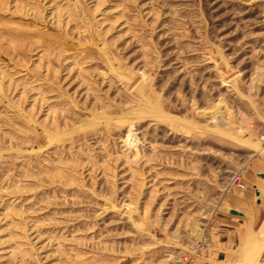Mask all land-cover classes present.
Here are the masks:
<instances>
[{
  "label": "rangeland",
  "instance_id": "obj_1",
  "mask_svg": "<svg viewBox=\"0 0 264 264\" xmlns=\"http://www.w3.org/2000/svg\"><path fill=\"white\" fill-rule=\"evenodd\" d=\"M263 138L264 0H0V264H264Z\"/></svg>",
  "mask_w": 264,
  "mask_h": 264
},
{
  "label": "bare ground",
  "instance_id": "obj_2",
  "mask_svg": "<svg viewBox=\"0 0 264 264\" xmlns=\"http://www.w3.org/2000/svg\"><path fill=\"white\" fill-rule=\"evenodd\" d=\"M262 237H263V240H264V226H263V228H262ZM262 242V241H261ZM249 244H248V248L246 249V252H248V250H249V248L250 247H252V248H250V250H251V252H252V249H253V252L252 253H254L255 252V250H254V246H256L255 244L253 245V242H248ZM257 244L259 245V243L257 242ZM260 246V245H259ZM255 249H256V247H255ZM250 250H249V252H250ZM257 251V250H256ZM245 253V252H244ZM246 254V253H245ZM250 254V253H249Z\"/></svg>",
  "mask_w": 264,
  "mask_h": 264
},
{
  "label": "built area",
  "instance_id": "obj_3",
  "mask_svg": "<svg viewBox=\"0 0 264 264\" xmlns=\"http://www.w3.org/2000/svg\"><path fill=\"white\" fill-rule=\"evenodd\" d=\"M263 140H264V138H263ZM233 183L241 189L245 188V185L241 182V178L239 176L234 179Z\"/></svg>",
  "mask_w": 264,
  "mask_h": 264
},
{
  "label": "crops",
  "instance_id": "obj_4",
  "mask_svg": "<svg viewBox=\"0 0 264 264\" xmlns=\"http://www.w3.org/2000/svg\"><path fill=\"white\" fill-rule=\"evenodd\" d=\"M264 176V175H263ZM264 178V177H263ZM256 194H257V196H260V193L257 191L256 192ZM258 202H260V200L258 201ZM231 210H234V209H230V211ZM236 211V210H235ZM238 212V211H237ZM239 213H241L242 215L241 216H239V218H241V217H246V214L244 213V212H239ZM235 216H238V215H235ZM236 219H238L237 217H236ZM232 223H234V225L235 224H237L238 222H232ZM220 244H222V243H220Z\"/></svg>",
  "mask_w": 264,
  "mask_h": 264
},
{
  "label": "water",
  "instance_id": "obj_5",
  "mask_svg": "<svg viewBox=\"0 0 264 264\" xmlns=\"http://www.w3.org/2000/svg\"><path fill=\"white\" fill-rule=\"evenodd\" d=\"M230 213H231L232 215H238V216H241V215H242L241 213H239V212H237V211H235V210H231Z\"/></svg>",
  "mask_w": 264,
  "mask_h": 264
}]
</instances>
